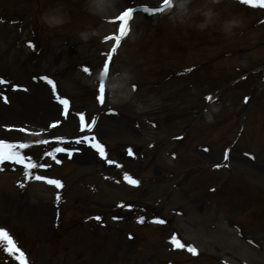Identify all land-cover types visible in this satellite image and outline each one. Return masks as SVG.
<instances>
[{"label":"rangeland","instance_id":"rangeland-1","mask_svg":"<svg viewBox=\"0 0 264 264\" xmlns=\"http://www.w3.org/2000/svg\"><path fill=\"white\" fill-rule=\"evenodd\" d=\"M160 1L105 0L111 7L102 14H94L90 10L91 0H31L29 5V0H0V17L4 16L3 19L16 21V18L10 17L14 15L13 12L17 15L26 14L24 25L8 26L0 22V75L27 86L30 94L13 93L11 88L0 90V95L8 96L12 109L11 112L7 111L0 102V124L21 126L38 123L37 115L42 119L41 122L57 117L58 109L52 106L48 92L29 81L30 77L41 74L59 80L60 93L69 95L75 110H87L88 114L95 112L94 105L88 103L86 96L89 95L91 101L103 61L110 52V43L105 41V37L115 29V16L128 6L144 3L157 5ZM215 3L220 6L214 5ZM189 7L194 15L191 21L183 24L169 20L176 7L170 14L161 17H136L132 24V33L115 53L107 82L106 99L109 109L118 110L119 117L104 120L99 128V136L114 142L110 148L114 157L119 155L118 149L132 145L139 161L124 162L128 166L140 169L145 163L141 162L142 158L151 159L149 175H159L158 180L144 182L142 187L146 191L142 190L144 192L141 191V195L148 190L156 193L155 200H152L153 197L148 199L152 205L160 195L157 192L163 193L173 183L169 170H164L171 167L170 160H164L162 156L167 149L156 145L157 150H147V143L161 138L169 141L171 137L184 131L188 123H196V119V126L190 127V131L179 141L182 143L179 150L182 158L187 160L190 157L189 148L205 146L207 142L213 145V153L218 154L217 158L220 157L222 149L230 146L231 171L233 175H246L248 183H242L245 181L244 176L238 177L240 188L235 195L231 194V204L226 205L223 201L228 195L227 191L217 201L218 207L211 208L216 216L212 214L215 219L206 226L198 222L194 210L185 207L192 213L185 219L175 220L174 224L164 228L147 227L137 230L135 241L130 242L126 238H131L130 233L135 231L134 226L128 221L117 225L109 220L115 201L124 199L128 202L129 199L126 198L130 196L118 190L113 192L115 188H110L111 185L101 183L91 176L81 182L79 176L73 177L68 171L69 167L62 169V172L56 170L49 173L64 179L68 209L74 202L79 205L78 201L81 200L82 204L86 202L88 205L90 202L94 206L93 211L100 215V222L97 224L90 222L83 227L75 225V229L65 235L60 232L56 234L52 226L58 210L50 205V191L40 186H30L19 194L10 184L13 175L3 174L4 179L0 180V225L9 228L24 241L28 242L29 239L35 242L31 249L35 264H217L224 257L232 264H241L244 261L248 264H264V200L259 196L252 209L245 213L240 210L242 205L239 204L243 189H254V195L250 193L251 196L264 191V89L257 103L247 112L245 108L243 114L237 107L240 97L248 87L247 82H237L226 88L219 101L210 104L204 102L203 96L211 92V89L205 91L204 88H198L200 80H211L209 84L215 88L216 84L224 85L251 69L264 67V26L256 23L264 16V10L246 14L236 10L235 3L232 4L231 0H191ZM208 8L216 13L215 20L207 28L200 30L196 27L203 20L200 12ZM35 12L41 15L34 21L31 15H35ZM229 19L239 21V26L226 34L222 25ZM30 26L35 27L36 35L40 39L45 38L43 43L37 39L41 45L38 56L30 55L21 45L28 34L22 36L17 31L19 27L25 31ZM48 32L57 36L48 37ZM82 33H88V39H82ZM82 60H85L89 69L86 72L88 77L81 76L75 70L78 61ZM190 67L195 68L191 74H183L181 78L175 76L176 72ZM195 80L198 83L192 84ZM259 82L260 77L259 81L254 82L256 87L260 85ZM202 104L203 109L200 112L198 109ZM39 111L43 112V118L40 117L42 113L38 114ZM195 112L198 113L196 118L188 117ZM8 113L17 114L18 117L10 119ZM148 120L151 123L147 124ZM241 121L244 122V131L233 146L231 142L237 138ZM214 123L217 127L208 128V124ZM72 125L75 127L73 119H69L64 125L67 134L74 130ZM63 128L59 131L65 132ZM0 137H4L1 131ZM16 138L18 137H13ZM160 147L162 151L159 157L151 158L150 155L154 151L157 153ZM250 153L256 155L257 159ZM200 156L208 158L206 152H200ZM119 159H122L121 156ZM101 170L104 171V168L101 167ZM92 171L93 169H88V172ZM94 182L97 192L90 194L83 186ZM83 194H86L85 199L88 202L82 198ZM173 194L178 196V193ZM182 195L183 192L179 196ZM209 196L213 197L214 194ZM166 199V202L165 199L162 200L165 210L169 212L178 208L179 198H174L173 202L169 201L168 196ZM91 205L89 207L92 208ZM68 209H62V220L65 216L63 211L67 212ZM75 209L78 212L74 216L82 219L84 216L80 215L78 207ZM220 209L227 210L230 220L237 222L246 231L244 236L238 237L230 226L231 223L228 224L229 227L224 224L226 217L219 215ZM87 211L90 212L88 209L83 210ZM141 212L144 220L152 215L143 210ZM79 223L80 221L76 222ZM177 227L193 247L202 250V257L189 260L184 253H172L168 250L166 238ZM186 227L191 233H184ZM248 239H252L259 249L246 243ZM229 250L233 253H225Z\"/></svg>","mask_w":264,"mask_h":264},{"label":"snow or ice","instance_id":"snow-or-ice-1","mask_svg":"<svg viewBox=\"0 0 264 264\" xmlns=\"http://www.w3.org/2000/svg\"><path fill=\"white\" fill-rule=\"evenodd\" d=\"M240 3L245 4V5H251L253 7L259 6V7L264 8V0H240ZM164 5L170 6L169 0H164ZM133 11H134L133 8H128L127 10L120 12V14L113 21L114 25H115L116 21H119V27L117 29L118 34H114L112 36L105 37V41L113 40L115 43L112 45L111 51L109 52L108 56L103 61L102 75H107L109 73L110 62L112 61V56L117 51V48L119 47L121 40L125 36H127V34H128V30H129L128 24H129L130 19L132 18ZM142 11L145 13H148L149 15H155L156 13L163 11V8L157 7V8L150 9V8L145 7L142 9ZM84 71L88 72L89 69L85 68ZM39 79L44 80L48 85L52 86V90H53V92H55V85L53 83V80L48 79L46 76L40 77ZM3 83H4V81L2 79H0V84H3ZM95 99L101 105H104L106 102L105 85L103 83V80L101 81V83L99 85L98 93L95 96ZM57 100L63 106L62 115L65 118H68V116L70 114L69 113V102H68V100L60 99L59 96H57ZM109 113L113 114V113H111V110H109ZM78 118H79V130L81 133H83V135L75 138L74 143L77 145L85 144L87 146H90L99 154V156L102 159H106L108 164L114 163L112 160H107L104 148L100 143H91L90 142L91 140H95L94 136H92V137L89 136V133L92 131V128L96 123L95 119H93L92 122L89 124L86 122V118H85V115L83 113H79ZM53 127H55V124H53ZM20 131H24V130L20 129ZM33 135H35V133H33ZM177 139H180V137H177ZM40 143L47 144V143H49V141L48 140H41ZM28 147H29V145L25 144V143H7V142H5L4 139H0V164H3L5 161H8L14 165H21L23 170H24L23 175L25 178H29V179L34 178L36 181H44L48 185H54L57 189L61 188L62 184L59 180L49 179L43 174H36L32 171L33 169H36L38 167L39 168L49 167V165H38L36 163H33L30 156H26V155L22 154V152L20 150L26 149ZM54 151H55V153H67L68 157L71 158L73 155V152L74 151L79 152L80 149H78V148L77 149H65L63 147H55ZM205 151H208V150L205 149ZM128 154L130 156L132 155L131 150H129ZM53 158L55 159L54 154H53ZM229 160H230L229 152L226 150L223 153L224 163L223 164L219 163V162L215 163L213 165V167H215V168L227 167L228 166L227 162ZM55 162L57 164H59V163H61V160L56 159ZM116 167L119 168V167H121V165L116 164ZM0 170H2V169H0ZM124 180H126L129 184H132V185H136L138 183L136 180L130 178L127 174H125ZM20 187H24V184L21 183ZM59 199H60V197H59V195H57V200H59ZM96 219H99V217H97ZM138 222L143 223L144 218L140 217ZM152 222L153 223H161V224L164 223L163 220H154ZM0 237H2L3 240L7 241V245H9V246L13 245V241L9 237L8 233L5 232L3 229H0ZM172 242L175 244L176 247H180V248L185 247V245L181 244L176 239L175 236L172 237ZM9 251H11L13 253V255H15L16 253H19L18 264H26L25 260L23 259V256H24L23 252H20L19 249H16L15 247L9 248ZM187 251H189L193 255L197 254L195 248H193L191 246L187 247Z\"/></svg>","mask_w":264,"mask_h":264},{"label":"clouds","instance_id":"clouds-1","mask_svg":"<svg viewBox=\"0 0 264 264\" xmlns=\"http://www.w3.org/2000/svg\"><path fill=\"white\" fill-rule=\"evenodd\" d=\"M191 4V0H176V11L169 16V20L173 23H187L191 21L192 16L194 15L192 9L189 7ZM109 7H111L110 3H106L105 0H91L90 3V10L94 14H102L104 13ZM200 15L203 16V20L196 24V27L200 30L207 28L210 24H212L215 20L216 13L213 9L208 8L200 12ZM239 26V21L235 19L225 20L222 25V29L225 31L226 34H229L234 28ZM88 33H82V39H88Z\"/></svg>","mask_w":264,"mask_h":264},{"label":"bare ground","instance_id":"bare-ground-1","mask_svg":"<svg viewBox=\"0 0 264 264\" xmlns=\"http://www.w3.org/2000/svg\"><path fill=\"white\" fill-rule=\"evenodd\" d=\"M238 256L240 257V255L238 254Z\"/></svg>","mask_w":264,"mask_h":264}]
</instances>
